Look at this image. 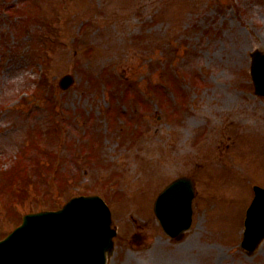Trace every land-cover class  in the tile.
I'll return each instance as SVG.
<instances>
[{
    "label": "rangeland",
    "instance_id": "obj_1",
    "mask_svg": "<svg viewBox=\"0 0 264 264\" xmlns=\"http://www.w3.org/2000/svg\"><path fill=\"white\" fill-rule=\"evenodd\" d=\"M14 11L23 14L16 37L0 10V167L36 152L35 139L71 158L69 142L87 139L94 159L75 163L84 173L69 184L71 173L59 171L57 190L48 182L52 167L39 162L34 176H2L0 196L17 202L13 210L0 204V237L20 211L99 194L123 237L145 238L149 264H264V239L250 254L240 246L251 185L264 186V98L249 76L250 53L264 52V0H22ZM54 23L55 47L47 50ZM38 25L44 35L32 34ZM41 57L52 89L49 100L42 89L38 106L36 95L20 99L35 88ZM67 73L74 84L62 91ZM24 137L25 152L18 150ZM180 176L195 181L193 223L172 241L160 232L153 202ZM16 177L22 182L12 193Z\"/></svg>",
    "mask_w": 264,
    "mask_h": 264
},
{
    "label": "water",
    "instance_id": "obj_2",
    "mask_svg": "<svg viewBox=\"0 0 264 264\" xmlns=\"http://www.w3.org/2000/svg\"><path fill=\"white\" fill-rule=\"evenodd\" d=\"M251 57L255 92L264 94V55L256 51ZM71 83V77L65 76L60 84L67 88ZM192 191L189 179H178L156 201L155 212L172 235H180L190 225ZM85 213H88L86 217ZM93 215V206L79 198L60 212L28 217L23 227L0 242V264H103L104 253L110 248L109 231L105 222L98 223ZM246 223L243 246L252 251L264 237L263 190H256ZM63 226L65 229L59 231ZM57 232L67 242L55 243ZM107 236L109 245L103 248L102 239ZM66 253L72 254L67 257Z\"/></svg>",
    "mask_w": 264,
    "mask_h": 264
},
{
    "label": "bare ground",
    "instance_id": "obj_3",
    "mask_svg": "<svg viewBox=\"0 0 264 264\" xmlns=\"http://www.w3.org/2000/svg\"><path fill=\"white\" fill-rule=\"evenodd\" d=\"M128 252L126 249H117V251L112 255V257H110V260H115L117 258H119L120 256H125L124 258V264H125V261L126 259L128 258ZM143 253H140L139 255L140 258H138L135 262H133L130 258H129V261H128V264H149V262L151 261L150 259H146L143 255Z\"/></svg>",
    "mask_w": 264,
    "mask_h": 264
}]
</instances>
